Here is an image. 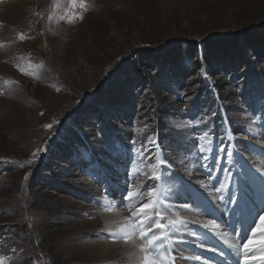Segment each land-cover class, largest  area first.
<instances>
[{"label":"rangeland","instance_id":"rangeland-1","mask_svg":"<svg viewBox=\"0 0 264 264\" xmlns=\"http://www.w3.org/2000/svg\"><path fill=\"white\" fill-rule=\"evenodd\" d=\"M84 3L81 8L80 0H0V258L5 264H98V247L85 244L103 232L92 224L95 212L145 203L150 210L152 186L154 198L171 213L175 196L201 211L192 203L195 192L203 207L210 203L222 210L223 200L210 198L205 185L214 181L216 163L225 153L218 152L209 169L197 158V141L207 149L214 140L217 150L224 145L229 150L234 143L248 169L264 183V159L257 164L254 157L259 146L264 149V95L257 97L252 85L245 88L242 69L227 75L217 66L215 76L209 77L205 66L185 58V77L174 80L165 73L155 100L143 99L150 93L147 86L129 91L121 76L137 52L157 56L186 44L197 49L210 42L224 46L238 31L247 30L250 37L264 34V0ZM243 58L250 67L262 69L264 88L262 62L250 52ZM217 85H223L220 92ZM112 93L133 101V118L113 115L105 101L115 98ZM164 99L165 105L160 102ZM123 101L114 106L117 114L129 108ZM205 133L206 140L201 138ZM223 160L225 166L230 162ZM201 172L206 179L196 176ZM238 172L251 200L239 231L238 241L245 237V242L246 229L257 224L252 218L257 216L259 192L249 189L251 179L244 170L238 167ZM155 177L161 180L159 186ZM179 218L191 228L190 219ZM36 225L44 235H38ZM109 231L104 240L120 241L107 236ZM109 258L121 264L116 249ZM205 258L193 263L203 264Z\"/></svg>","mask_w":264,"mask_h":264},{"label":"bare ground","instance_id":"bare-ground-1","mask_svg":"<svg viewBox=\"0 0 264 264\" xmlns=\"http://www.w3.org/2000/svg\"><path fill=\"white\" fill-rule=\"evenodd\" d=\"M220 163H222V162H220V160L217 161L215 169H214L215 171H217V167L220 165ZM224 163L225 162L223 160V163L220 165L219 172L215 173L214 181L210 185L207 184V183L205 185V187H206V189H205L206 191L205 192L212 199L218 198L219 202H220V199H222L224 201L225 195L228 196V194L226 193V188H227V184H228V178H229V175L231 173V167H233V163L231 161L228 164L226 163L227 166H225ZM204 164H205V162H204ZM225 167H227V168H225ZM236 167L237 168L240 167L241 170H244V173L246 174V178H250L251 179V182L248 184L249 189L250 190L253 189V193L254 192L255 193L259 192L258 179L256 178L257 176L252 171H250L248 169V166L244 163L243 157L239 161V166L236 165ZM229 169H230V171H229ZM222 171H223V173H222ZM238 175L240 177L241 189L243 190L242 197H243V200H244V203H245V209H247L246 208V204H247V202L250 199H248L247 195L244 194L245 191H244L243 188H244V184L245 183H244V179L242 178L240 172H238ZM196 176L199 178V180L206 179L205 174L203 172L196 173ZM210 180L212 181L213 178H211ZM213 184L215 185V188H219V187L223 186L222 194L221 193H216L215 188L212 187ZM155 190H156L155 186H152V188L150 189V191H153V192ZM234 190L236 191V189L233 186L232 191H234ZM194 194L195 195L192 198V203L194 205H196L197 207H199V209L201 211H199L198 209H195L192 206H190L189 204L183 202L182 199H180L178 196H175V200H177L175 202L176 203L175 204V213L169 212L165 207H163L160 204L161 202L158 204V206H156L157 210L161 211L162 215H164L165 218H164V220L162 222L164 224H166V225L168 224V221H170V220H177V219L180 220L179 217H182V218L184 217V218H186L188 220L190 219L189 221L193 222V223H191L192 230H191V228L189 226L183 225V226H181V232L180 233H172L169 236L170 240H178L182 236L184 238V241H185L184 244L180 245L179 257L175 260V262H174L175 264H194L193 260L190 259V257L197 255V253L194 251L195 249L191 250V246H193L194 248L195 247L201 248L202 256L205 255L206 258L210 257L209 256L210 254L208 253V250L211 248V246L201 236L200 229L204 228L203 227L204 224H207V223H209V221H211L209 219L211 216H215L216 217V221H214L213 223H215L217 225V228L213 229L210 226L208 230L211 231L212 233H214L219 238H221L223 240V242L226 245H228L231 249H234L232 247V245H236L235 239L230 237L228 235V233L226 232V230L224 229V227L221 225L222 223L226 224L228 215H229V213H231V209L235 208V206H231V208L229 209V212L224 209L225 203L223 201L220 202V204L222 205V210H219V211L215 210L211 206L210 203H208L205 207H203L202 201H200L198 199L196 192ZM257 200H258V202H257L258 206L256 208V212L260 208H264V203L261 204L259 202L258 196H257ZM185 204L188 205L187 208L184 207ZM143 205L144 204H141L140 206L135 205L132 208L126 207V210L124 209L125 207H123V205H121V206L118 205V209H116L115 212L113 210H111L110 208H106V209H102V210L98 209L95 212L97 215H95L96 217H93L92 224L94 226H96V225L101 226L100 227L102 229L101 231H103L104 233L100 232V231L96 232V234H98V238L94 239V240L93 239H89L87 242H85V244H87L89 249H93V248H97L98 247V252L96 253L97 259L96 260L94 259L96 263L98 262V264L99 263H101V264H105L106 263L107 264V263L110 262L109 264H115L116 262H113L114 260L109 258L113 254V251H115V249H116V253H117L118 258L121 259V261H119L118 263H121V264H137V261L142 258L143 253H140V251H139V247H140V245L142 243L140 240H138V239H135V240L129 239L128 242H125L122 239H120V241H118V242H115V241H112V240L111 241H106V240H104V235L109 230H113L111 232L117 231L118 228L121 225L127 223L133 217V209H135V212L138 215L140 213L141 209L143 208ZM152 205L153 204L151 203L150 210L149 209L145 210L147 215L143 216L141 218L147 220V219H149V217H151V223L154 226L155 222H156V217H155V213L152 211ZM259 205H260V207H259ZM109 206L111 207L110 204H109ZM205 212H207V214H205ZM251 213H252V210H249V214L248 215H251ZM236 214H237V216H239V212H237ZM261 214H262V217L259 218V216ZM261 214H259V216H255L252 219L254 220L255 218H258L259 219L258 222H260V220H261V222H263V223L260 224L258 222H255L257 224H254L253 228L252 227H248L246 229V233H247L248 237H247L245 242L241 243L244 246L247 245L248 247H252L253 244H258V246H257L258 251H263L264 250V232L260 233L257 237H255L256 233H258L260 231H264V213H261ZM220 218H221V220H220ZM126 219H128V220H126ZM141 221L142 220H137L136 222L140 223ZM184 222H185V224L189 223L186 220ZM238 224H239V221L236 220V225H238ZM35 228H36L37 233H38L39 236L44 235L43 230L39 226L36 225ZM194 229H196V232H197L199 238L192 232V231H194ZM251 230H257V232L253 233V231H251ZM239 231L240 230H237L238 238H240ZM155 233L157 235H159L160 231L159 230H155ZM251 233H253V234H251ZM241 240L244 241L245 237H242ZM236 251L238 253V250H236ZM91 256H93V255H91ZM198 262H200V261H198ZM43 264H49V263L46 262V263H43ZM207 264H211V259H209L207 261Z\"/></svg>","mask_w":264,"mask_h":264},{"label":"trees","instance_id":"trees-1","mask_svg":"<svg viewBox=\"0 0 264 264\" xmlns=\"http://www.w3.org/2000/svg\"><path fill=\"white\" fill-rule=\"evenodd\" d=\"M258 38V39H255ZM178 44L172 45L173 47L177 46ZM182 46V47H181ZM180 50H174L170 54H161V55H152L150 52H137V54H133L131 59H134V63L128 66L125 70L122 71V80L126 82L125 86L131 90H136L138 86H147L150 90V93L145 98H154L159 97V92H161L159 88L158 82L164 77L166 79L165 73H168V77L174 80H181L185 77V58H192L196 61V66H205L208 69L209 77H214L215 72L217 71V66L220 67L221 73L231 74L238 71V69H242L244 79V85L246 88L252 85L256 87L254 89V93L257 97L262 98L264 95V88L261 87V80H260V72L262 69L256 70L255 68L250 67L244 61V54L245 52H250L253 54V57L257 59V62H262L264 65V34L259 36L250 37L249 32L245 31H238L234 34L232 41L228 44L221 46L220 44H213L212 42L203 44L201 47L198 48L195 44H186L181 45ZM183 49V50H182ZM184 62V63H183ZM246 66V68L244 66ZM219 70V71H220ZM218 71V72H219ZM238 75V74H237ZM230 76V75H229ZM236 77V76H235ZM234 77V78H235ZM126 78V79H125ZM232 78V80H234ZM147 79V80H146ZM122 81V82H123ZM203 89L212 96V92L209 86L206 83L201 82ZM121 84V82H120ZM223 85L215 86L217 92L221 91ZM260 91L262 92L260 94ZM219 94V93H218ZM115 98L106 99L105 101L108 102L110 110L115 111L114 116L117 119H129L133 118L134 115V106L132 105V100H128L127 98H119L114 93L111 94ZM196 97H199L197 95ZM209 98V97H208ZM122 100H126V105H129L127 111L123 113H118L117 108H114L116 103L118 105L122 104ZM153 100V102H154ZM167 99L160 100V102L165 105ZM155 103V102H154ZM156 112H161L160 109L155 107ZM127 112V113H126ZM119 115V116H118ZM4 228H0L3 231Z\"/></svg>","mask_w":264,"mask_h":264},{"label":"snow or ice","instance_id":"snow-or-ice-1","mask_svg":"<svg viewBox=\"0 0 264 264\" xmlns=\"http://www.w3.org/2000/svg\"><path fill=\"white\" fill-rule=\"evenodd\" d=\"M79 7L84 8L85 3L84 0H80ZM23 35H21V39H23ZM45 127H51L50 125H45ZM208 134L205 133L202 139H207ZM209 144L212 145L211 147L205 149V147H201L199 145V141H197V144L195 145L197 151L196 155L198 160H203L205 162V165L207 168L211 169L213 164L215 163L216 155L218 152L225 153V157L222 158L221 162H223L224 158H230L234 155V153L230 152L228 150L227 145H224L223 147L217 148L215 147L214 140L209 141ZM147 151V149H146ZM35 155V153H33ZM149 160H151V157H148ZM211 159L212 164H208L207 161ZM262 159H264V156H262ZM202 165V166H205ZM165 165L163 162L161 163V168H164ZM223 170V169H222ZM230 171V169H229ZM207 175L211 178L212 172L208 171ZM27 179V177H25ZM155 179H159V177H155ZM211 183V181H209ZM204 182L201 181V184ZM212 187L215 188V185L213 184ZM216 193L223 192V186L219 188H215ZM128 197L133 198V193L128 192ZM137 195H140L139 193ZM121 197H123V193H121ZM222 198V197H221ZM115 199V197H113ZM148 199L153 200L152 205V211L155 213L156 222L153 226L151 223V217H149L148 220H143L140 223H137L136 221L140 219V217L146 216L147 213L145 210L149 209L150 205L148 203H145L143 205V208L141 209L140 213L137 215L135 212V209H133V217L125 224L121 225L117 231L115 232H109L108 236L112 238L113 240L116 239H122L125 242H128L129 239H138L142 243L139 247L140 253H143V256L141 259L137 261V264H174L175 260L179 257V248L180 245L185 243L184 238L181 236L178 240H170L169 236L172 233H180L181 232V226L185 224L182 220H170L168 221V224H164L162 221L164 220V215H162L161 211L157 210L156 204L159 203V199L154 198L153 191L148 192ZM207 199V198H205ZM124 200L121 199L120 203H123ZM235 203L236 207L233 208V215H235L238 211H240L244 204L241 200L240 196H236L234 192H232L231 189H229L228 197L225 203ZM185 208L188 207L187 204L184 205ZM260 213H264V208H260L256 215L259 216ZM207 214V212H205ZM255 223V221H253ZM114 226V225H113ZM211 226V228L216 229L217 225L213 223L212 221H209V223L204 224V229H208ZM227 227V225H225ZM155 230H159L160 234H155ZM243 230V225H241V232ZM233 231H235V228H233ZM203 235V233L201 234ZM239 243H243V241H239ZM234 249H236L235 245H232ZM238 250V249H236ZM245 251H248V246L245 245ZM166 254V255H165ZM201 254H197L195 256L190 257V259L194 261H201ZM211 259V257L205 258L203 261V264H207V261ZM0 264H5V261L0 258Z\"/></svg>","mask_w":264,"mask_h":264}]
</instances>
